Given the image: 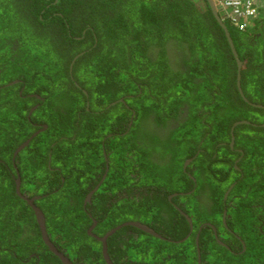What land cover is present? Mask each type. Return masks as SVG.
Wrapping results in <instances>:
<instances>
[{
    "label": "trees",
    "instance_id": "16d2710c",
    "mask_svg": "<svg viewBox=\"0 0 264 264\" xmlns=\"http://www.w3.org/2000/svg\"><path fill=\"white\" fill-rule=\"evenodd\" d=\"M224 23L242 61L243 94L264 106V17L251 20L245 31ZM112 42L120 44L116 54ZM56 44L59 50L68 46L59 58L51 51ZM128 47L133 61L124 55ZM236 74L206 0H0V264H62L15 192L9 159L34 132L32 122L46 129L15 155L27 157L26 166H18L20 191L40 196L34 204L43 212L48 236L73 264H105L101 243L87 234L88 213L97 221L96 236L143 220L180 240L188 229L173 204L196 216V227L210 221L230 250L215 242L208 226L198 242L194 231L169 243L126 225L107 239L112 263L197 264V248L200 264H264V108L242 99ZM126 91L132 96L124 103L105 108ZM34 101L39 105L27 120ZM242 120L248 123L231 132ZM103 133L111 136L102 140ZM231 136L234 149L243 152L237 170L231 162L240 154L226 144ZM103 151L106 176L83 205L105 173ZM49 152L61 168H47ZM186 158L194 167L189 173L182 172ZM38 170V177L46 174L44 181L32 178ZM131 185L136 192L130 193ZM176 192L173 204L167 201ZM223 207L225 224L244 242L243 251L225 233Z\"/></svg>",
    "mask_w": 264,
    "mask_h": 264
},
{
    "label": "flooded vegetation",
    "instance_id": "af4514ba",
    "mask_svg": "<svg viewBox=\"0 0 264 264\" xmlns=\"http://www.w3.org/2000/svg\"><path fill=\"white\" fill-rule=\"evenodd\" d=\"M76 39H78V37L76 38ZM141 46H142V44H138V47H140L141 48ZM82 53L83 52H79V55L78 56H80V55H82ZM125 56H127V61H133V56H132V54L130 53V49H129V47L127 48V50L125 51V54H124ZM76 56V55H75ZM74 56V57H75ZM77 56V57H78ZM74 57H73V59H74ZM137 57H138V59H137V61H139L140 60V56L139 55H137ZM72 59V60H73ZM72 60L70 61V64H69V72L71 73V71H72V67H73V64L71 65V62H72ZM74 63V62H73ZM114 72L115 73H117L118 72V70L117 69H115L114 70ZM127 77L129 78V77H131V74H127ZM13 82V81H12ZM12 82H10V83H12ZM18 81H16V83H17ZM9 83V84H10ZM75 83V85H76V87L77 88H79L80 90L82 89L81 88V86L77 83V82H74ZM137 83V87H139V83L138 82H136ZM15 83H13V84H11V85H14ZM23 91V89H21L20 90V92H22ZM82 92L84 93V94H86L87 95V92H86V90L83 88L82 89ZM141 94H143L142 92H141ZM31 95H33V94H29V96H31ZM130 96H132V95H130L129 94V92L128 91H126L125 92V94L124 95H120V96H117V98H111V99H109V102L106 104V106H105V108H107V107H109V106H113V105H115V104H117V102H123L124 103V98H127V97H130ZM36 98H37V100L38 99H40V100H43V98H40V97H37V96H35ZM35 102V101H34ZM38 105H39V103L38 102H35L34 103V106H31V107H29V110H28V118H27V120L29 119V120H32L31 119V112L32 111H34L37 107H38ZM126 106V105H125ZM104 108V109H105ZM84 109L86 110V111H88L89 110V101H86L85 103H84ZM131 111H133L132 110V108L130 107L129 108ZM99 111H102V110H99ZM148 111H149V114H151V116L150 117H153L154 116V114H153V112L150 110V109H148ZM96 112H98V111H96ZM76 114L77 115H79V111L77 110L76 111ZM132 115H134V112H132ZM36 118H37V116H35ZM78 119H79V117H78ZM149 121H150V119H149ZM33 126H35V127H38L37 128V130L36 131H38V130H40V127L41 126H45V124H40V123H38V122H32L31 123ZM74 125L75 126H77L78 127V122L77 123H74ZM128 125L129 126H131V118H130V122H128ZM41 132V131H40ZM111 136V134L110 133H107V134H105V133H103V137H102V140H104V139H106V138H108V137H110ZM231 139H232V137H231ZM28 140V139H27ZM146 140V139H145ZM230 143H231V141H230ZM230 143H226L227 145H230ZM233 144V143H232ZM230 148H231V150H233V151H235V152H239V156H237V157H235V158H233L232 159V162H231V160L230 159H227L226 160V163L227 164H229V162H231V166H232V168H234L235 170H237V169H239L238 168V166H237V164H238V162H239V160L241 159V156H243V152H242V150L240 149V148H235L234 149V147H233V145L232 146H230ZM162 150V149H161ZM161 150H160V152H161ZM103 155H105V160H106V164H105V166H106V170H105V173L103 174V176L102 177H104L105 178V176H106V172H107V170H108V167H109V160H108V157L106 156V152L105 151H103ZM30 157V160L32 159V157H33V154H32V156H29ZM188 160V163L185 165V169L186 170H184V172L185 171H187L188 173L190 172V171H193L194 170V167L190 164L191 163V158H186V160H185V163H186V161ZM190 160V161H189ZM26 162H27V157H24V158H17L16 159V161H15V163H16V169H15V172H16V178L18 177V166L20 167V165L21 166H26L25 164H26ZM50 163H51V154H50V152H49V154H48V156H47V162H46V165H47V168H49L50 170H52V171H54V170H56L54 167H53V165L51 166L50 165ZM57 170H60V169H57ZM243 174V173H242ZM241 174V175H242ZM228 177H230V174L228 175ZM104 178H103V180H104ZM190 178L194 181V177L192 176V174H191V176H190ZM102 178L99 180V182H97L96 184H94L93 186H92V188H90V190L86 193V195L84 196V198H83V201H85V198H86V196H87V194L89 193V192H91V190L92 189H95L94 187L96 186V188L98 189L99 188V186L101 185V183H102ZM229 180V179H228ZM232 180V179H231ZM231 180H229V181H231ZM262 180V179H261ZM33 181V180H32ZM32 181H30V183L32 182ZM237 183V181L236 180H233L232 182H230V184H229V186H228V188H226V190H225V192L223 193V195H222V200L224 201L226 198V196L228 195V192H230V190L234 187V185ZM97 189H95L94 190V193L97 191ZM130 189V193L131 192H133V191H135L136 192V188L133 186V185H131V187L129 188ZM93 193V194H94ZM127 193V192H126ZM27 194V193H26ZM92 194V195H93ZM155 194H157L158 195V191H155ZM174 194V195H173ZM173 194H170V195H167V197H166V199H167V201H169L170 203H172V199H173V197L176 195L175 193H173ZM29 195V194H28ZM92 195H91V198H92ZM135 195L136 196H138V193H135ZM235 196H237V197H244V196H242V195H240V194H238V195H235ZM30 197H34V195L33 196H30ZM91 198H90V201H91ZM225 202V201H224ZM86 203H89V202H86ZM86 203H83V204H86ZM173 204V203H172ZM210 205H211V203H210ZM173 206L175 207V209L177 210V212H178V217H180V218H182V221H184L185 223H186V226H187V229H188V232H190L191 231V233L192 232H196V237H197V235L200 233V231L202 230V228L203 227H205V226H208L209 227V229H210V231H211V233L213 234V239L214 240H216L217 238L218 239H220V241H221V243L224 245V246H227L226 245V243L223 241V238H222V236H218V233H217V228L213 225V224H211L210 223V221H208V222H201L200 224H199V226H197L196 227V223H198V219L196 218V216L195 217H192L191 215H189L185 210H184V208L183 207H181L179 204H173ZM88 215L89 216H91L89 213H88ZM225 216H226V208L225 207H223V210H222V218H221V220H222V222H223V225H224V229L226 230V232L225 233H227V234H230V235H232V236H234V238L235 239H237L240 243H242V240H241V238L240 237H238L237 235H235L233 232H231L230 231V228L225 224ZM188 217V218H187ZM189 219L191 220V224H190V222H189ZM194 219H195V221H194ZM95 221V224H94V226H92V221ZM138 221V220H137ZM142 222V224H146L143 220H141ZM140 222V221H139ZM181 222V220H179V221H177V225L179 224ZM97 225V221L95 220V219H92L91 220V225L89 226V228L92 226V231H93V228L95 227ZM147 225V224H146ZM177 225H174L173 224V226L174 227H177ZM148 227H150V226H148ZM190 227H191V229H190ZM151 228V227H150ZM258 228H260V225H258ZM152 229V228H151ZM140 231H142V232H144L143 230H141V229H139ZM154 230V229H153ZM155 231V230H154ZM156 232V231H155ZM146 235H150V234H148V233H146V232H144ZM191 233H190V235H191ZM87 234H88V231H87ZM93 234V233H92ZM188 234V233H187ZM94 235V234H93ZM104 235V234H103ZM189 235V236H190ZM151 236V235H150ZM187 236V235H186ZM98 241V240H97ZM98 242H100V241H98ZM101 243V242H100Z\"/></svg>",
    "mask_w": 264,
    "mask_h": 264
},
{
    "label": "water",
    "instance_id": "95a60500",
    "mask_svg": "<svg viewBox=\"0 0 264 264\" xmlns=\"http://www.w3.org/2000/svg\"><path fill=\"white\" fill-rule=\"evenodd\" d=\"M207 1V4L210 8V11L214 17V19L216 20L217 24L220 26V28L222 29L223 31V34L225 36V39L227 41V44L229 46V49L232 53V56H233V59L236 63V67H237V74H236V87H237V90L239 92V94L241 95L242 99L247 102L248 104H250L251 106H254V107H259V108H264L263 105H260V104H254L250 101H248V99L244 96L243 94V91L241 89V84H240V69H241V66H242V61L239 59L238 57V54L234 48V45H233V42H232V39L230 37V33L226 27V25L224 24V22L222 21V19L219 17V15L217 14L216 10H215V7L212 3L211 0H206ZM79 55V54H78ZM76 55L74 57V59L72 60L71 62V65L73 64L74 60L77 58ZM14 81L10 84H13ZM15 83H16V80H15ZM242 123H248V121H245V120H242V121H238V122H235L231 128V132L233 131V128L235 127V125L237 124H242ZM46 128V126H42V129L41 130H44ZM232 139H231V143H230V146H232L233 144V136H231ZM28 140H26L24 143L21 144V146H19L17 148V150L15 151V155L17 154V152L19 151V149L23 148L24 146H26L28 144ZM190 161V160H189ZM188 163V160L186 161V163H184V166ZM104 177H102V180H103ZM101 180V181H102ZM95 189L96 186L94 187ZM95 189H92L91 192H89L85 198V201L84 203L86 202H90V198H91V195L94 193V190ZM15 192L16 194L26 202L27 205L30 206V208L32 209L33 213H34V216H35V220H36V223L38 225V228H39V231H40V236H41V240L42 242L47 246L48 250L51 251L55 256H57L59 259H60V262L62 264H73V262L61 251H59L54 245L53 243L51 242L49 236H48V233L46 231V226H45V217L43 215V212L34 204V200H36L38 197H33V198H28L26 195L22 194L20 192V188H19V180L17 179L16 180V186H15ZM92 226H94L95 224V221L93 220L92 221ZM126 225H131V226H134L138 229H141L143 230L144 232L150 234L151 236L153 237H156L158 239H161V240H164L165 238L162 237L160 234H158L157 232H155L153 229H151L150 227H148L146 224H142V223H139V222H135V221H129V222H124L120 225H117L116 227L112 228L111 230H109L108 232H106L104 234V236L102 237H97L96 235H93L92 234V226L90 228H88V235L96 238L98 241L101 242V253H102V257H103V260L105 261V264H113L112 261L110 260L108 254H107V246H106V240L108 238V236H110L111 234H113L115 231H117L119 228H121L122 226H126ZM243 245V243H242ZM243 249H244V245H243Z\"/></svg>",
    "mask_w": 264,
    "mask_h": 264
},
{
    "label": "built area",
    "instance_id": "2783aa9c",
    "mask_svg": "<svg viewBox=\"0 0 264 264\" xmlns=\"http://www.w3.org/2000/svg\"><path fill=\"white\" fill-rule=\"evenodd\" d=\"M214 6L236 30L245 31L264 9L263 0H212Z\"/></svg>",
    "mask_w": 264,
    "mask_h": 264
},
{
    "label": "clouds",
    "instance_id": "9594fccd",
    "mask_svg": "<svg viewBox=\"0 0 264 264\" xmlns=\"http://www.w3.org/2000/svg\"><path fill=\"white\" fill-rule=\"evenodd\" d=\"M211 1H212V0H211ZM206 2H207V1H206ZM263 2H264V0H263ZM212 3H213V1H212ZM213 5H214V3H213ZM214 7H215V6H214ZM215 10H216L217 14H218L219 17L222 19L223 22L227 21V20L223 17V15L221 14V12H220L216 7H215ZM259 17H264V9L262 10L261 14L258 15L257 17H255V18H259ZM253 19H254V18H253ZM253 19H252V20H253ZM224 24H225V23H224ZM251 24H252V23H251ZM251 24H250V26H251ZM250 26H249V27H250ZM14 81H15V80H14ZM16 81H18V80H16ZM8 85H11V84H8ZM45 126H46V125H45ZM33 127H34V132L30 135V137L27 138V139H29L28 144H29V142L31 141V139H32L33 137H35L38 133H40V131H43V130H41V129H42V126L40 127V130H38V131H36L38 127H35V126H33ZM45 129H46V128H45ZM27 139H26V140H27ZM26 140H25V141H26ZM25 141H23L22 143H24ZM22 143H21V144H22ZM21 144H20L19 146H21ZM28 144H27V145H28ZM27 145H26V146H27ZM19 146H18V147H19ZM18 147H17V148H18ZM24 147H25V146H24ZM17 148L15 149V151L17 150ZM21 149H22V148H21ZM21 149H19V151H20ZM15 151H14V153H15ZM19 151H18V152H19ZM18 152H17V153H18ZM16 159H17V158H16L15 155H13L11 159H9V160H10V163L12 164V166H13V168H14V170L16 169V163H15ZM184 170H185V166H184V164H183L182 172H184ZM17 179L19 180V188H20V182H21V181H20V176H19V174H18V177L15 179V186H16V180H17ZM20 192H21V191H20ZM21 193H22V192H21ZM228 193H229V192H228ZM22 194L26 195L29 199H30V198H33V197H30V196H29V195H30L29 193L26 194V192H23ZM28 194H29V195H28ZM171 194H173V193H171ZM175 194L178 195V194H180V192H176ZM173 195H174V194H173ZM176 195H175V196H176ZM36 196H37L38 198H40L39 195H34V197H36ZM38 198H37V199H38ZM37 199H36V200H37ZM34 201H35V200H34ZM83 203H84V201H83ZM83 205H85V204H83ZM90 218H91V220L94 219V218H92V216H90ZM187 218H188V217H187ZM131 221L139 222V221H137V220H131ZM127 222H129V221H127ZM189 222H190V224H191V220H190V219H189ZM139 223H141V222H139ZM121 224H122V223H121ZM119 225H120V224H119ZM115 227H116V226H115ZM122 227H123V226H122ZM113 228H114V227H113ZM119 229H120V228H119ZM119 229H118V230H119ZM190 229H191V227H190ZM87 230H88V229H87ZM110 230H111V229H110ZM107 232H108V231H107ZM92 233H93V232H92ZM190 233H191V231L188 232V234H186L187 236L185 235V236H184L183 238H181L180 240H171V239L167 238V237L164 236V235H161V234H160V235H161L162 237L165 238V239L163 240V241H165V242H169V243H180V242H182L183 240H185L186 238L190 237V236H191ZM192 233H193V232H192ZM192 233H191V234H192ZM158 234H159V233H158ZM199 234H200V233H199ZM199 234L197 235V237H195V238H196V240H195L196 242H198ZM189 235H190V236H189ZM89 236H90V235H89ZM103 236H104V235H103ZM218 236H219V235H218ZM97 237H100V236H97ZM101 237H102V236H101ZM108 237H109V236H108ZM152 237H153V236H152ZM155 238H156V237H155ZM95 239H96V238H95ZM107 239H108V238H107ZM157 239H158V238H157ZM96 240H97V239H96ZM159 240H161V239H159ZM215 242H217V244H219V246H222V247L226 248L227 250H230V248H229L228 246H224V245L221 243L220 239L217 238V239L215 240ZM106 243H107V240H106ZM242 243H243V245L245 246V244H244L243 241H242ZM242 243H241V244H242ZM196 245H198V244H196ZM243 245H242V251L244 250V249H243ZM106 246H107V245H106ZM196 249H197V248H196ZM242 251H241V252H242ZM101 254H102V253H101ZM107 254H108V253H107ZM108 256H109V255H108ZM197 257H198V258H197V260H198L197 264H200V260H199L200 255H199V253H198V249H197Z\"/></svg>",
    "mask_w": 264,
    "mask_h": 264
},
{
    "label": "rangeland",
    "instance_id": "374dc122",
    "mask_svg": "<svg viewBox=\"0 0 264 264\" xmlns=\"http://www.w3.org/2000/svg\"><path fill=\"white\" fill-rule=\"evenodd\" d=\"M150 37V36H149ZM120 44L119 43H117V42H112V46H113V53L114 54H116L117 53V47L119 46ZM68 49V46H64L61 50H59V48H58V44H56L55 45V48L53 47V45H51V51L52 52H54V50H56V52H55V57H57V58H59L60 56L58 55V54H60V53H64L66 50ZM122 52H123V50H122ZM61 60H62V58H61ZM14 83H15V81H14ZM80 140V139H79ZM74 151H76V149H74ZM86 154H88V152H86ZM165 156H167V155H165ZM32 165V162L30 163V164H28V170H29V168H30V166ZM50 165L52 166H56V167H58V168H61L60 167V164L59 163H57L54 159H52L51 160V163H50ZM40 170H38V171H35L33 174H32V178L35 180V182H38V181H44L43 179H41L42 177H46V174H44L43 176H41V177H38L37 175L39 174L40 175V172H39ZM195 240H196V238H195ZM196 243V242H195ZM148 244H150L149 246H151V247H153L154 246V243H151L150 241H148ZM153 244V245H152ZM92 245V244H91ZM197 250V249H196ZM146 259H151V257H146Z\"/></svg>",
    "mask_w": 264,
    "mask_h": 264
}]
</instances>
